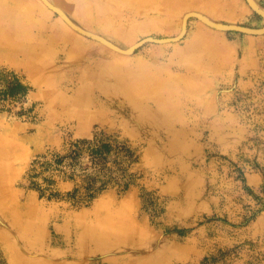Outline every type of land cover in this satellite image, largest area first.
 <instances>
[{"label":"rangeland","instance_id":"1","mask_svg":"<svg viewBox=\"0 0 264 264\" xmlns=\"http://www.w3.org/2000/svg\"><path fill=\"white\" fill-rule=\"evenodd\" d=\"M49 1L53 5L38 0L52 19L78 20L131 51L112 50L126 61L161 65L181 79L188 88L186 112L183 121L138 122L125 97L96 90L85 103L98 110L94 116H67L49 107L45 86L26 68L0 60V135L13 146L5 161L7 194L21 207L31 199L42 205L45 220V250L32 247L26 254L70 263L78 257L83 264L120 261L129 254L123 245L92 244L78 252L75 237L67 246L57 230L74 214L112 203L125 204L140 223L142 240L127 245L147 264H264V0H199L208 7L185 0L175 13L161 5L106 9L97 0H81L86 22L69 11V1ZM157 18L164 19L161 26ZM204 32V42L223 47L222 54L186 57ZM13 80L29 87L26 96L2 92ZM68 83L70 97L78 84ZM94 140L112 145L106 171L115 172V181L88 196L83 174L92 156L79 148ZM119 168L128 172V185L119 182ZM7 216L15 226L8 220L2 232H21L22 224ZM3 236L0 231V264H13Z\"/></svg>","mask_w":264,"mask_h":264},{"label":"bare ground","instance_id":"2","mask_svg":"<svg viewBox=\"0 0 264 264\" xmlns=\"http://www.w3.org/2000/svg\"><path fill=\"white\" fill-rule=\"evenodd\" d=\"M46 1L51 3L49 0ZM67 1L71 3L69 11L74 17L86 22L82 14V1ZM97 1L106 9L117 7L120 3H126L136 10L145 9L148 5H161L164 10L173 13L181 5L189 2L185 0ZM191 2L208 7L205 1L191 0ZM64 11L66 13V10ZM158 19L155 23L161 26L164 19ZM61 20L63 22L52 19L38 0H0V60H7L26 68L35 81L42 83L45 86L44 92L48 95L50 108H61L67 116L75 115L80 119L94 116L98 110L86 108L85 103L89 100L93 101L91 96L96 90H102L110 98L125 97L129 108H132L131 116L134 121H148L158 125L170 121H183L186 112L183 99L188 88L183 87L184 82L181 79L172 76L167 68L161 65L140 60L126 61L115 52L129 54L131 51L108 43L100 33L78 24L76 19V24L67 16H62ZM66 20L69 22L67 23ZM206 36L208 33L199 34L191 46L184 51V55L188 58L219 57L223 47L212 48L215 42H204L207 40ZM69 79L76 87L78 84V89H74V95L70 97L64 90V85ZM6 139L0 135V207L5 208L4 215L0 212V231L4 233L2 242L7 245V253L13 264H83L78 257L70 263L62 260L57 262L55 259L48 261L45 258L35 260L26 254L32 249L45 250L42 238L45 231L43 208L32 199L21 207L13 196L8 197L5 161L12 155L13 146L4 143ZM7 214L15 223L22 224L21 232L16 229L15 231L5 229L2 232L4 230L2 227L8 224V220L15 226ZM57 230L67 246H69V238L75 237L78 252L88 250L92 244L102 247L101 249L107 248L103 246L123 245L129 254L126 253L127 255L125 254L120 261L113 264H147V258H134L130 255L136 251L128 248L127 244L142 240L144 230L140 223L128 216L125 204L108 203L106 206H99L92 213L74 214L60 224ZM7 240L11 244L8 245Z\"/></svg>","mask_w":264,"mask_h":264},{"label":"trees","instance_id":"3","mask_svg":"<svg viewBox=\"0 0 264 264\" xmlns=\"http://www.w3.org/2000/svg\"><path fill=\"white\" fill-rule=\"evenodd\" d=\"M28 91V86L24 85L19 80H13L9 83L8 88L2 92L11 98H23L28 94ZM82 145L87 146V148L81 147L82 149L79 148V152L86 150L89 151L90 155L92 156L91 162L93 166L90 168V170L87 169L88 171L84 170L85 172L83 177L87 178L88 181V186L85 187L88 192V196H94L95 193L101 192L107 188L111 182L115 181V172L106 171L110 170L107 169V158L111 154L110 151L112 150V145L98 140L82 141L80 146ZM118 170L124 172V174L118 176L120 178L119 182L126 183V185H128V172H125V169L123 168H119ZM98 184H100L99 187Z\"/></svg>","mask_w":264,"mask_h":264}]
</instances>
